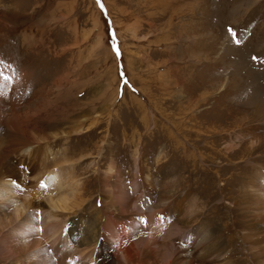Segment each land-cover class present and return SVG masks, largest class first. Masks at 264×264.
<instances>
[{
	"label": "rangeland",
	"instance_id": "obj_1",
	"mask_svg": "<svg viewBox=\"0 0 264 264\" xmlns=\"http://www.w3.org/2000/svg\"><path fill=\"white\" fill-rule=\"evenodd\" d=\"M171 2L180 8L178 14L175 12L172 16V24L167 23L169 12L166 18L157 21L165 7L158 5L157 11L155 6L151 7L154 5L151 0H0V110H3L0 120L21 121L26 115L36 119L37 125L34 121L29 128L26 125L29 143L42 142L45 147L35 155L38 166L32 165L36 170L30 163L25 171L23 193L32 194L36 217L42 212L49 213L50 198L60 199L64 206L58 212L60 215L54 216L57 233L50 230L49 225L53 223L46 220L43 225L36 224L37 233H32L36 236L31 239L32 235H28L25 238L28 242L24 238L19 240L11 232V224L1 218L0 264H62L63 261L64 264H83V257L91 251L83 245V238L96 224L100 225L101 236L110 251L108 255L102 252L98 263L112 259L114 264H125L121 250H132L138 245L141 248V242L151 233L144 219L150 212H163L162 226L157 228V233L176 230L177 223L169 221L172 207L158 199L165 190L164 175L169 163L165 158L158 161L166 151L165 138L160 133L155 134L151 120L154 115L162 119L155 110H184L188 91L193 94L199 91L197 84H204L214 75L205 71L206 57L200 55L215 40H218V49L213 67L217 72L223 70L225 80L222 82L239 72L235 63L237 50L241 49L253 65L252 78L244 77L238 86L240 90L231 83L225 91L239 90L241 93L249 83H256L255 79H264V64L251 56L260 53L264 58V0ZM100 38L106 48L105 54L100 52ZM252 39L255 44L251 43ZM228 45L233 52L222 59ZM258 72L262 78L257 76ZM186 76L188 82L185 83ZM163 79H169L176 86L166 87ZM139 87L144 89L145 95ZM230 87H235L234 91ZM219 100L211 102H216L214 106L206 107L224 110L225 103ZM235 100L234 97L229 105L233 106ZM155 103L159 108H155ZM140 110H146V115ZM144 118L150 122L148 127L143 125ZM10 122L9 125L0 123V143L4 135L10 133L12 138L8 144H15V135L26 129L22 123ZM10 125L14 132L8 130ZM79 127H84V131L77 133L75 130ZM85 154L90 156L83 157ZM14 157L11 153L5 160L7 170L0 174L4 177L0 176V184L12 181L16 167ZM66 159L75 168H61L72 165L64 162ZM42 163L51 167L45 170ZM112 165H115L116 174L107 176ZM98 167L101 174L94 171ZM54 169L57 174L63 170V176L48 185L46 180ZM228 177L229 172L225 175ZM225 178H216L211 186L212 193L228 194L230 185ZM59 181L65 183V187L62 188ZM187 182L194 187L192 180ZM106 188L110 190L108 193ZM151 191L154 199L149 198ZM182 193L187 194L185 190ZM185 199L187 205L197 208L206 202L196 193ZM111 201L121 209L127 203V209L122 214L113 212ZM221 203L230 205L221 198L205 206L203 214H213L205 222H198L199 226L223 229L220 226L228 223L229 217L226 216L222 223L218 216L222 218L227 214V207L217 214L213 209ZM12 208L6 210V216ZM195 230L192 227L178 237L184 249L196 246ZM53 234L55 240L59 238L58 245L47 241ZM236 237L241 242L242 254L235 257L234 262L255 264L245 256L241 236ZM32 242H37V247H32ZM116 242H120L123 249ZM49 246L58 248L59 253L53 255ZM73 255L74 260L69 262ZM161 258L160 264L170 262V258ZM84 262L98 264L87 259Z\"/></svg>",
	"mask_w": 264,
	"mask_h": 264
},
{
	"label": "bare ground",
	"instance_id": "obj_2",
	"mask_svg": "<svg viewBox=\"0 0 264 264\" xmlns=\"http://www.w3.org/2000/svg\"><path fill=\"white\" fill-rule=\"evenodd\" d=\"M151 1L154 3L151 7L155 6V10L157 11L158 5L165 7L164 13L157 21L166 18V13L169 12V21L167 23L172 24V16H175V12L178 14L180 8L173 6L171 0ZM148 4L150 5V3ZM250 6H252V4ZM140 10H142L141 7ZM244 15L245 14H242L241 16ZM150 18L153 17L150 16ZM102 43L100 38V40H98V45L101 47L100 52L105 54L106 48ZM251 43L255 44L254 39L251 40ZM217 45L218 40H215L213 44L205 48V53L200 55L201 57H206L205 71H210V74L214 75L212 77L210 76L204 84H197V89L199 91L194 92V94L188 91V95L186 94L185 96L184 110H155L158 112L159 118H162V121L157 119L156 115H154L151 120L155 127V134L160 133L165 138L166 151L159 156L158 161L165 158L169 163L167 173L164 175L166 184H164L163 189L165 188V190L161 192L158 199L166 201L165 204L172 207L169 213V221H175L177 223L176 226L174 225L176 230L173 229L174 232L168 230L167 233H157V228L162 226L161 221L163 217H161V214L163 212H161V210L150 212V216L148 217V215H146L144 219H146L147 224H149L151 233L146 241L141 242V248L140 245H138L137 248L134 246L132 250L128 251L120 249L125 264H133L134 261H136L137 264H160L161 257L164 259L165 257L170 258L168 264H194L196 261L199 264H237L234 262V258L240 256L242 250L240 246L241 242L239 243V238H237L236 235L241 236V240L244 244V248H242L247 260L249 258L255 264H264V79L260 72H258L259 75L257 76H260L262 79H255L254 82L256 83H252L253 85L249 83V87L244 92H239V87L241 82L244 81V77L252 78L251 75L253 74L252 63L246 60L244 57L245 55H243L244 53L239 49V51L237 50V52H235L237 57L235 63L239 72L237 74L234 73V76L230 75L229 79L222 82L224 79L223 70L217 72L218 70L213 67L215 66L213 61L217 54ZM254 47L256 48L258 46L254 45ZM231 52H233V50L228 45L225 53L222 55V59ZM251 56H253L258 63L264 64L263 54H252ZM235 71H237L236 68ZM243 74H247V76H243ZM185 78L186 83V81L188 82V76ZM163 82L166 87L172 88L176 86V84L174 85L169 79H167V81L163 79L162 83ZM231 83H235L236 88L239 90L230 93L227 92V90L225 91L224 89H227ZM234 88L235 87H230L229 89L234 91ZM139 89L141 94L145 95L144 89L142 87H139ZM223 90L227 93L226 96H224L225 92L220 93ZM220 94H222V96L218 98ZM250 96L252 97L251 99L249 98ZM234 97L236 98L235 103H233V106H230L231 104L229 105L228 102ZM219 99H222L225 103L224 110H211L210 107H206L209 106L213 100L220 101ZM215 104L216 102L211 105L214 106ZM155 108H159L156 103ZM140 111L145 114L146 110ZM174 116L180 118L176 120ZM10 121L11 120L6 122L4 119H1L0 123L2 125H9ZM33 121L37 125V121L33 116L26 115L21 121L13 120L11 122H15V124L22 123L24 124V128L26 125L29 128L28 125H31ZM143 125L145 127L150 125L147 118H144ZM27 127L25 130L22 129L24 133L21 131L15 135V144H10L11 142L8 141L11 137L10 133L4 135L5 139L0 143V174L7 170L5 160H7L8 157L10 158L11 153L15 155L13 159H16L14 164L16 165L14 171L15 175L12 181L7 180L5 184H0V219L3 218L11 224V232H14L17 235L16 237H19V240L22 238L25 239L28 235H32L31 239L35 238L36 235L33 234L37 233L35 228L37 227L36 224L40 223L43 225L46 220L49 224H51L50 221L53 223L49 226L50 230L55 233L57 231V225L54 223L56 221L54 216H59L60 214H58V212L62 211L64 207L61 205L60 199L56 200L50 198L49 213L46 214L42 212L40 213V217H36L37 213L33 211L35 202L31 197L32 194L23 193L22 183L23 179H25V171L30 163L31 165L32 163H35L34 165L38 164V162H36L38 156L35 157V155L43 151L42 148L45 147L42 142L36 144L29 143L30 134L28 133ZM8 130L14 132L11 125ZM75 131L81 133L84 131V127H79ZM8 142L10 143L8 144ZM69 154L71 155V153ZM86 156L88 157L90 154H85L83 157ZM44 158L47 159L46 156ZM64 162L72 165L62 166L61 168L67 167L70 169L75 166L72 162H69V159L64 160ZM43 166L45 170L51 167L46 165ZM43 166H41V169H43ZM99 168L100 167L95 168L94 170L97 174H101ZM33 170H36V168H33ZM55 170L56 169L50 171L51 176L46 180L47 184L48 182L55 181L59 176H63V170H60V174H57ZM227 172H229V177L225 178ZM108 173L109 175L107 176L116 174L115 165L110 167ZM141 176H143V174H141ZM158 177L160 178V175H158ZM222 177H224L225 180L228 181V185H230L228 194L219 195L218 192L212 193L211 186L215 184L216 178L222 179ZM0 180H2V178ZM187 180H192L194 182V187L190 182L188 183ZM46 181L44 180L43 184H46ZM60 183L62 188L65 187V183ZM150 188H153V186ZM108 189L109 188H106V193L110 191ZM180 190H185L187 194L184 195ZM195 193L203 197L206 201L201 204V208H197V206L193 207L186 203L185 198ZM30 197L32 200H30ZM149 198L154 199L153 191H151V196ZM221 198L222 201H228L230 205L226 206L224 203H221L219 206L213 207V209L217 214V211H221L227 207L228 213L223 215L222 218L218 216V219L223 223L225 217L228 216L230 221L220 226L223 228L222 230L218 228H206L204 225L199 226L198 222H205V219H208L213 214V212H210V216L206 215V213L203 214L205 206L211 205ZM113 202L116 201L114 200ZM113 202L111 203L112 205L110 204L111 208L114 210L113 212L119 211L122 214L127 209V203L124 204L123 209H121ZM120 203H122L121 200ZM12 206L15 207L12 208ZM11 208L13 210L6 216V210ZM26 213L27 215L25 216ZM100 221L101 218L98 220V223ZM45 226H47V224ZM99 226L96 224V227H93L87 233V236L83 238V240H85V244L83 245L90 247L92 251L86 255V258L83 257V264H86L84 262L85 259L92 263H98L101 260L102 252L107 255L110 252L103 236H101L102 232ZM192 227L196 228L197 243L191 250H186L180 245V240L178 239L182 232L184 233ZM223 230L225 231L224 234L222 232ZM46 231L47 230H45V232ZM54 237V234L51 235L47 241L53 245H58L59 238L55 240ZM112 240L118 241L116 238H112ZM67 241L69 242L68 239ZM118 243L120 244V242ZM118 243L116 242L119 246ZM31 245L32 247H37V242H32ZM48 250L53 255L59 253L58 248L52 249L49 246ZM132 251H134V254ZM74 258V255L71 256L69 262L73 261ZM63 260H65V258ZM63 262L65 263V261ZM98 264H114V260L111 259L108 262L106 261V263Z\"/></svg>",
	"mask_w": 264,
	"mask_h": 264
}]
</instances>
